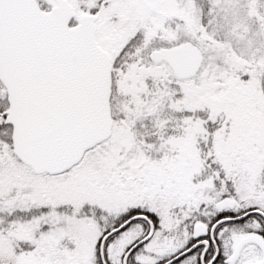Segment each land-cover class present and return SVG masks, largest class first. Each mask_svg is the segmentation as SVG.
I'll return each instance as SVG.
<instances>
[{
    "label": "snow or ice",
    "instance_id": "snow-or-ice-1",
    "mask_svg": "<svg viewBox=\"0 0 264 264\" xmlns=\"http://www.w3.org/2000/svg\"><path fill=\"white\" fill-rule=\"evenodd\" d=\"M0 264H264V0H0Z\"/></svg>",
    "mask_w": 264,
    "mask_h": 264
}]
</instances>
